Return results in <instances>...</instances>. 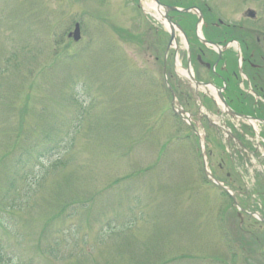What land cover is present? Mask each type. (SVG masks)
I'll return each mask as SVG.
<instances>
[{
    "label": "rangeland",
    "instance_id": "obj_1",
    "mask_svg": "<svg viewBox=\"0 0 264 264\" xmlns=\"http://www.w3.org/2000/svg\"><path fill=\"white\" fill-rule=\"evenodd\" d=\"M253 1L221 11L241 21ZM140 10L0 0V264H264V225L206 178L200 137L173 111L166 78L194 110L176 84L184 44L167 52L168 31ZM205 125L213 175L257 190L261 168Z\"/></svg>",
    "mask_w": 264,
    "mask_h": 264
},
{
    "label": "flooded vegetation",
    "instance_id": "obj_2",
    "mask_svg": "<svg viewBox=\"0 0 264 264\" xmlns=\"http://www.w3.org/2000/svg\"><path fill=\"white\" fill-rule=\"evenodd\" d=\"M129 1L135 2L138 9H141L145 2L144 0ZM159 1L166 5L191 9V12L187 14L171 15L189 27L191 52L197 66H200V70L205 73L208 81L216 85L220 84L226 92L232 89L233 85L259 90L260 98H264V45H261L262 39L258 35V32L264 31L256 23L260 21L257 14L254 18L249 13L250 10H256L258 7L264 9V0H252V4L259 2V5H249L246 9L244 8L245 18L241 21L235 19L227 21L222 17L224 12L221 8L234 6L242 9L245 2L249 0ZM152 2L150 0L149 3ZM199 29L205 38L217 45L216 48L203 42ZM229 100L234 102L236 99L229 97Z\"/></svg>",
    "mask_w": 264,
    "mask_h": 264
},
{
    "label": "water",
    "instance_id": "obj_3",
    "mask_svg": "<svg viewBox=\"0 0 264 264\" xmlns=\"http://www.w3.org/2000/svg\"><path fill=\"white\" fill-rule=\"evenodd\" d=\"M71 36H74L75 40L78 41L81 38V30H80V25L76 24L75 30L73 33L70 34ZM208 173V171H207ZM209 174V173H208ZM210 176V174H209ZM220 186L224 187L223 185L219 184ZM226 189V188H225Z\"/></svg>",
    "mask_w": 264,
    "mask_h": 264
},
{
    "label": "trees",
    "instance_id": "obj_4",
    "mask_svg": "<svg viewBox=\"0 0 264 264\" xmlns=\"http://www.w3.org/2000/svg\"><path fill=\"white\" fill-rule=\"evenodd\" d=\"M7 210H8V209H1L3 216H5V217H3V218H7V217L9 216V213L7 212ZM3 263H4V264H7V263H5V262H3ZM13 263H16V262H13ZM13 263H11V264H13Z\"/></svg>",
    "mask_w": 264,
    "mask_h": 264
}]
</instances>
